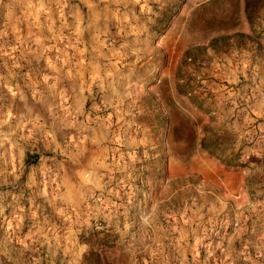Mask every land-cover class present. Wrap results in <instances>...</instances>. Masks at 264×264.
<instances>
[{"label":"rangeland","instance_id":"1","mask_svg":"<svg viewBox=\"0 0 264 264\" xmlns=\"http://www.w3.org/2000/svg\"><path fill=\"white\" fill-rule=\"evenodd\" d=\"M245 6L0 0V264H264Z\"/></svg>","mask_w":264,"mask_h":264},{"label":"trees","instance_id":"2","mask_svg":"<svg viewBox=\"0 0 264 264\" xmlns=\"http://www.w3.org/2000/svg\"><path fill=\"white\" fill-rule=\"evenodd\" d=\"M264 9V0H246V16L251 25H254L259 13ZM105 246V244H101Z\"/></svg>","mask_w":264,"mask_h":264}]
</instances>
